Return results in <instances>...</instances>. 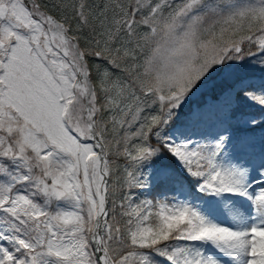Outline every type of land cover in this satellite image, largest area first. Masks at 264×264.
<instances>
[{
  "label": "snow or ice",
  "instance_id": "obj_1",
  "mask_svg": "<svg viewBox=\"0 0 264 264\" xmlns=\"http://www.w3.org/2000/svg\"><path fill=\"white\" fill-rule=\"evenodd\" d=\"M0 264H264V0H0Z\"/></svg>",
  "mask_w": 264,
  "mask_h": 264
},
{
  "label": "rangeland",
  "instance_id": "obj_2",
  "mask_svg": "<svg viewBox=\"0 0 264 264\" xmlns=\"http://www.w3.org/2000/svg\"><path fill=\"white\" fill-rule=\"evenodd\" d=\"M146 195V194H145Z\"/></svg>",
  "mask_w": 264,
  "mask_h": 264
}]
</instances>
